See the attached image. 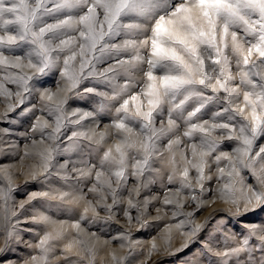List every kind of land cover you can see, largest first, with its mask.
Here are the masks:
<instances>
[{
	"label": "snow or ice",
	"instance_id": "snow-or-ice-1",
	"mask_svg": "<svg viewBox=\"0 0 264 264\" xmlns=\"http://www.w3.org/2000/svg\"><path fill=\"white\" fill-rule=\"evenodd\" d=\"M57 74L59 79L53 80ZM53 83L55 90L47 86ZM36 95L39 108L32 103ZM0 96L15 97V103L0 113V121L13 124L9 114L17 111L23 117L39 110L51 118L50 123L38 117L32 124L33 134L42 138L39 164L25 181L26 186L47 184L49 191H33L18 211H10L13 193L19 189L8 168L2 169L5 225L0 264L18 241L22 223L45 229L34 246L40 254L31 257L32 264H57L50 257L56 242L66 239L70 230L76 236L64 246L63 260L81 264L71 259L75 252L78 257L86 255L87 264H95L99 237L91 233L85 238L81 223L113 220L130 176L137 184L123 208L127 226L112 238L127 251L112 253L111 264H132L135 250L143 246L132 236L133 231L152 226L145 219L150 201L145 199L141 209L135 197L150 183L163 182L164 176L167 184L178 187L165 194L162 204L174 206L172 219L185 217L165 229L166 239L173 230L190 228L181 247L169 255L187 249L204 228L193 223L194 212L181 210L210 191L206 182L213 178L225 181L216 191L235 208L230 220L245 221L248 230L240 246L218 254V264H230L231 258L250 252L251 237L264 233V145L257 150L264 140V0H0ZM74 99L90 101L89 109L69 110ZM105 117L111 123L98 130ZM8 132L0 128V134ZM109 140L113 143L105 148ZM231 143H235L231 151L222 150ZM73 154L92 158L96 154L98 163L72 160ZM64 156L68 158L60 164L58 158ZM157 159L164 161L165 171L153 168ZM77 163L84 167H75ZM70 166L81 180L95 174L89 191L100 197L95 204L85 201L78 219L72 205L83 197L50 187V178L59 177L74 190L67 183ZM245 171L256 185L245 187ZM185 191L187 201L180 199ZM106 196L111 203L105 202ZM98 206L106 216L99 215ZM201 207L202 202L197 203L196 210ZM29 208L30 219L21 221L19 216ZM52 209L71 213L73 222L54 219L48 214ZM160 212L157 209L153 220L163 219ZM259 242L264 247V235ZM157 251L153 239L148 256Z\"/></svg>",
	"mask_w": 264,
	"mask_h": 264
},
{
	"label": "rangeland",
	"instance_id": "rangeland-1",
	"mask_svg": "<svg viewBox=\"0 0 264 264\" xmlns=\"http://www.w3.org/2000/svg\"><path fill=\"white\" fill-rule=\"evenodd\" d=\"M111 63V61H110ZM107 65H102L106 67ZM235 73V70H234ZM139 75L142 76V73ZM53 80L59 79L57 74L52 77ZM123 83V81H119ZM55 90V84L47 85ZM91 86V85H86ZM5 87L9 90L15 92L16 86L12 84H5ZM107 90V89H100ZM138 91V89H137ZM242 98V97H241ZM39 96L36 95L32 103L37 104L39 108ZM8 103H15V97L13 96L10 100H6L4 96H0V113H3L7 109ZM90 101L74 99L71 102V108L82 107L89 109ZM29 107L31 105H28ZM118 106V105H117ZM114 112L115 109L113 108ZM38 117H43L44 119H49L51 123V118L48 117L46 112H41L37 110L34 115L20 116L19 111L9 114V120L14 121L13 124H9L6 121H0V128H8L9 132L7 134H0V186H3V168L7 167L8 171L12 174V183L16 186L19 191L13 193V201L11 202L10 211H18V206L22 201H26L28 196L33 191H49V186L46 184L41 187L35 182L25 185V181L29 178V173L32 171L34 165L39 164V157L37 155L40 144L39 141L42 139L39 133L33 134L32 124L36 121ZM207 118V116L205 117ZM111 123L108 118H103L102 122L99 124L98 130H103L106 124ZM159 121L157 122V125ZM71 130L68 131V135H71ZM184 129L181 128V132ZM219 135V134H217ZM35 142V143H34ZM87 143V142H86ZM113 141L109 140L105 144V148L112 144ZM167 144V140H164L161 145V151L164 150V146ZM260 145H264V140L260 141L257 145V150ZM235 147V143L230 145H225L222 150L231 151ZM88 149L85 150L87 153ZM25 153H28L26 155ZM102 151L99 155H102ZM95 158H92L85 154L81 157L79 154L71 155L72 160H79L81 158L88 159L91 164L98 163V156L93 154ZM67 156L60 157L59 163H64ZM223 166V165H221ZM77 168L84 167V165L77 163L75 165ZM72 166L69 167L68 171L70 173V178L68 184L74 185L75 188L70 189L65 186V182L60 180L59 177L50 178L52 183L50 187L52 189H59L61 191H73L74 196H82L83 199L79 204H73L72 207L75 210V218L78 219L79 214L83 211V206L85 201H92L94 204L100 198L98 193H93L89 191L95 184L94 173L92 178L86 180H81L77 173L71 171ZM154 169L166 170L164 161L157 159L153 163ZM216 171L213 166L212 172ZM212 174V173H209ZM190 175L194 178L195 172L193 171ZM245 187L248 185H256V179L252 177L251 173L245 171ZM59 181V182H57ZM225 181H217L213 178L210 182H206V187L210 191L205 192L203 196L200 197L199 201L186 203L183 209V213L194 212L193 223L203 224L201 232L197 234V239L193 242L187 249L183 252L176 254L175 256L169 255L168 253L175 251L181 247L184 243L186 234L190 231L189 227H185L181 231H172L168 240L166 239L165 229L169 225H174L180 222L181 219L185 217L179 216L172 219V211L175 210L174 206H164L162 204L163 198L166 193L171 195L175 187L178 184L169 185L167 184V177L164 176L163 182L156 180L154 183H150L147 188H145L139 196L135 199L141 202V209H143V201L148 199L150 204L147 209V214L145 219L149 221L152 225L149 228L143 229L139 233L133 231L132 239L139 240L143 242V246H138L134 252L135 259L132 264H218L219 253L225 252L230 248L240 246V241H242L243 236L247 234V229L244 227L245 221L236 220L232 217L230 220V210L235 211V208L227 200V198H220V193L216 189L221 186ZM137 184V180L134 177H129L126 189L121 192L120 199L121 205L119 209H113L116 212V216L113 220L106 221L104 219H97L93 223H81V227L84 229V237L86 238L91 233H96L99 239L95 241L96 243V254H95V264H111V254L115 253L117 255L124 254L127 249L122 248L121 242L119 240L113 241L112 238L118 235L117 229H122L127 226V218L124 217L123 208L127 206V200L129 199V190L133 189ZM197 194H199V189H197ZM153 197H158L159 199H153ZM189 193L185 191L180 199L187 201ZM106 203H111V197H105ZM202 202V207L196 210L197 203ZM243 207V204H241ZM157 209H160V215L163 217L161 221L153 220V217L157 215ZM63 209H52L48 214L53 215L56 220H68L72 223L73 220L70 219L71 213L65 212ZM97 212L101 217L107 215V212L102 210L99 206L97 207ZM133 216L137 215L135 209L131 210ZM32 215V210L29 208L24 215L19 216L21 221L30 219ZM5 212L4 204L0 201V247L4 245V225H5ZM249 220L254 219L249 217ZM15 221H13L14 223ZM218 222L219 224L217 228ZM22 231L20 232L18 241L10 245V251L2 257L3 264H32L31 257L38 256L39 250L34 246L39 242L41 236H43L45 229L42 226H36L31 223H22L20 225ZM133 229L135 225H132ZM26 229H31V231H25ZM228 232V233H226ZM180 233V234H179ZM165 235V238L163 237ZM264 235V233H256L252 236L249 241L250 252H242L238 258H231L230 264H264V247L259 246V236ZM76 236L74 231L70 230V234L64 240L56 242V249L54 254L50 257L52 261L57 262V264H71V261H64V246ZM162 237V238H161ZM172 237V240L170 239ZM228 238L227 241L225 238ZM161 238V239H160ZM211 238V239H210ZM155 239L159 251L153 252L152 255L148 256V249L150 247V242ZM160 239V240H159ZM101 241V242H100ZM213 243V244H211ZM217 243V244H216ZM104 245V246H103ZM205 245H209L205 248ZM31 246V247H30ZM100 250L98 251L97 249ZM105 247V248H103ZM209 248L211 250H209ZM209 251H208V250ZM104 250V251H102ZM120 251V252H119ZM98 252V253H97ZM119 253V254H118ZM72 260H80L81 264H87V257L76 256L75 252L71 256Z\"/></svg>",
	"mask_w": 264,
	"mask_h": 264
},
{
	"label": "bare ground",
	"instance_id": "bare-ground-1",
	"mask_svg": "<svg viewBox=\"0 0 264 264\" xmlns=\"http://www.w3.org/2000/svg\"><path fill=\"white\" fill-rule=\"evenodd\" d=\"M163 233L165 234V232L163 231ZM226 233H228V232H226ZM85 234V233H84ZM173 234V233H172ZM180 234V233H179ZM85 236V235H84ZM163 237L165 238V235H163ZM162 238V237H161ZM160 238V239H161ZM159 239V240H160ZM171 240H172V237L170 238ZM167 240H168V238H167ZM101 242V241H100ZM211 244H213V243H211ZM217 244V243H216ZM104 246V245H103ZM209 246V245H208ZM99 248V247H98ZM103 248H105V247H103ZM206 248V247H205ZM98 251L100 250V248L99 249H97ZM208 250V249H207ZM102 251H104V250H102ZM209 251V250H208ZM120 252V251H119ZM98 253V252H97ZM95 254H96V252H95ZM119 254V253H118ZM121 255V254H120ZM111 262V261H110ZM108 264V263H107Z\"/></svg>",
	"mask_w": 264,
	"mask_h": 264
}]
</instances>
